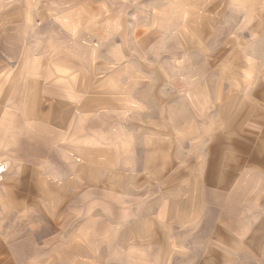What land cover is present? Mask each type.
Instances as JSON below:
<instances>
[{
  "label": "rangeland",
  "instance_id": "1",
  "mask_svg": "<svg viewBox=\"0 0 264 264\" xmlns=\"http://www.w3.org/2000/svg\"><path fill=\"white\" fill-rule=\"evenodd\" d=\"M240 2L0 0L2 115L16 114L9 98H13L17 82H22L25 97L35 93V55L41 56L43 68L56 72L58 96L78 95L85 89L84 82L81 88L60 84L66 76L61 67L71 64L89 68L91 85L96 79L119 80L121 96L135 89L133 93L139 96L135 100L141 104L147 94L168 100L165 120L158 119L159 112H153L150 120L153 146L154 142L162 146V140L167 147L160 158L162 168L145 166L144 138L150 132L144 127L148 122L145 124L142 110L131 109L132 104H125L128 112L120 108L118 129L126 147L134 135L136 151L132 155L133 147L129 146L116 158L115 154L109 156L105 167H95L98 172L85 182L81 173H68L71 167L63 166L71 163L63 151L64 163L57 160L55 167L62 176L33 175L31 162L21 167V161L33 158V146L23 145L22 155L17 157L12 136L0 135V237L29 243L25 248L5 245L7 251L0 259H12L15 255L11 250H35V264H264L257 259L264 256L260 223L264 216L262 209L256 208L262 205V188L255 181V172L246 168L248 176L232 183L235 197L226 211L228 199L215 194L208 170L212 142L208 123L214 121L213 112L206 110L207 105L192 112L178 100L185 96L192 106L187 97L192 89L188 79L198 78L203 71L213 102L216 80L229 77L227 70L224 76L216 65L235 48L246 49L251 55L246 60L239 53L230 54V77L239 79L242 71L238 68L246 67L254 88L255 80L264 81V6ZM11 30L17 31V38H11ZM22 68L30 73H25L24 81H17ZM258 84L264 89V82ZM122 100L120 107L126 103ZM32 104L24 102L17 115ZM28 120L24 119L23 144L35 138V128L26 123ZM62 122H57V127ZM194 127L199 131L195 135ZM153 153L159 160V152ZM70 158L72 162L79 160ZM241 179L245 181L240 183ZM7 191L24 194L17 199L25 206L22 212L1 211L2 193ZM31 191L40 197L34 198ZM231 217L246 230L241 245L235 234L232 242L237 246L224 245L223 226Z\"/></svg>",
  "mask_w": 264,
  "mask_h": 264
},
{
  "label": "crops",
  "instance_id": "2",
  "mask_svg": "<svg viewBox=\"0 0 264 264\" xmlns=\"http://www.w3.org/2000/svg\"><path fill=\"white\" fill-rule=\"evenodd\" d=\"M242 1H246L242 5L264 6V0H241L240 3ZM10 35L11 38H17V31L11 30ZM237 53L241 54V56H246L244 57L246 60L247 56L251 55L246 49L235 48L229 50L223 62L216 65V69L223 70L224 76L225 70H227L229 77H220L216 80V91L213 96V102L210 100L211 94L207 80L205 83V79L202 77L204 75L203 71H201L198 78L188 79V84L192 89H188L187 97L190 98L192 106H190L185 96L178 98V100L182 103L181 107L190 108L192 112L196 113V109L201 111V106L204 105H207L206 110L213 112L214 121L213 123H208L210 126L208 127V131L210 132L209 139L212 141L208 147V166L210 168L208 170L210 181L214 182L213 187L217 189L215 194L222 195L224 199H228L226 211L230 209L228 206L230 204L229 201L235 197L232 191V183H235L242 175H247L244 169L252 168L256 176L255 181L262 188L259 197L262 205L256 208H258V211L261 208V214L264 216V89L258 84L264 81L258 82L255 80L254 85L256 87L254 88L250 82L252 79H247L248 72L245 71L246 67L238 68L242 71L239 79H232L230 77V54L237 55ZM53 66L54 68L56 67L55 64ZM61 68H63L62 73L66 74L62 78L64 82L60 83L63 86H78L81 88L84 82L85 89L81 90L80 94L69 96L56 95L54 88L57 79L56 72L52 69L50 70L49 67L43 68L41 66V56L35 55V69H32V72H35V93L31 92L25 97L21 86L22 82H17L15 84L16 89L13 91V98H9V101L15 104L16 114L9 112L4 116L2 115L3 112L0 111V135L4 136L3 134L7 133L9 138L12 136L10 141L16 144V147H14V150L17 152L16 156L22 155L20 150L23 145L30 144L33 146L31 150L33 158L25 160V162L21 161L22 168L23 166H33V175L38 173L41 176L49 178H57L58 175L62 176V173H56L55 167L57 160L60 165H63L62 159L64 156L61 154L63 151L64 154H69L67 157L71 162H65L66 164L63 166L67 168L71 167L68 173L71 171H73V174L77 172L81 173L82 181L85 182L87 177L93 175L94 171L98 172V170H95V167H105L104 160L109 156L113 158L115 154L116 158L120 150H128L129 146L133 147V155L136 151V138H134V135L133 138H129L126 142V147L125 141L120 140L118 129L120 108L128 112L125 110V104H132L131 109L134 111L142 110L145 124L148 122L144 127V130H149L150 132L148 133L150 136L144 138V150L147 152L145 156L148 159L145 166H159L162 168L163 162L160 158L164 151L167 150V147L162 140H160L162 146L155 142L153 146L150 120L153 117V112H159L160 114L157 113L158 119L165 120L168 102L166 96L143 95V103H147V105H144L139 100H135L139 98V96H135L133 93L135 89H128L121 96L120 89L118 88L120 84L119 80H112V82L106 80L108 82L104 83L106 81L96 79L93 86L89 83V78L91 77L88 75L89 68L87 66L82 65L80 68H75L69 64ZM57 69L60 71L59 67ZM201 69L204 70V66ZM25 73H30V70L22 68L17 81H24ZM109 81L111 85H109ZM262 85L264 86V84ZM46 87L49 88L45 89ZM249 87L252 88L248 89ZM128 88L130 87L128 86ZM1 97L0 95V100L2 101L3 97ZM158 98L159 100H157ZM121 100L126 101V103L120 107ZM24 102L28 104L33 103L32 107L26 106L17 115L18 109ZM4 112L8 111L5 110ZM163 112L165 114H162ZM24 119H29L26 123L31 122L33 128H35V138L27 144H23L22 137L25 129ZM57 122H62V125L57 127ZM160 132L163 133V130L160 129ZM197 133L199 131L194 127L192 134L195 135ZM124 145L127 149L124 148ZM57 151L58 153H56ZM153 151L159 152V160H157V154H154ZM70 156L72 158L76 156L79 160L77 159L78 161L72 162L73 160ZM29 162L31 164H24ZM237 169L239 171L238 174L236 173ZM2 171L3 169L0 165V174ZM68 173H63V176ZM244 181V179H241L240 183ZM33 183H35V180ZM227 183H230V185H227ZM223 190L225 191L221 192ZM32 192L34 193V198L40 197L38 192L35 194L34 191H31L30 194ZM2 197L5 198L4 201H1V211L3 213H10V210H16V212L21 210L22 212L25 209L23 201L19 202L17 200L18 198H24V194H21V191H7L2 193ZM245 198H247V195H245ZM233 214L235 215L236 213ZM251 214L253 213L251 212ZM245 221L252 224L249 222L250 219L246 218ZM237 223L231 217L230 223L223 226L226 232L224 236L225 246H237L235 242H232V234H235L240 239L238 245L242 244L241 239L246 238L245 232L243 234V231L246 230H244L243 226H238ZM260 223L262 232H264V217ZM248 230L249 228H247ZM228 233L230 234V238L227 237ZM14 238L1 239L0 237V257H4L3 254L7 251L4 249L5 245L23 248L29 245L27 242ZM31 242L33 243L32 239ZM10 254L15 256H12V259L8 256L5 259H0V264H35V250H11ZM21 255L26 256L24 257L25 259L21 258ZM257 259L264 261V256L259 255Z\"/></svg>",
  "mask_w": 264,
  "mask_h": 264
},
{
  "label": "bare ground",
  "instance_id": "3",
  "mask_svg": "<svg viewBox=\"0 0 264 264\" xmlns=\"http://www.w3.org/2000/svg\"><path fill=\"white\" fill-rule=\"evenodd\" d=\"M2 168V167H1Z\"/></svg>",
  "mask_w": 264,
  "mask_h": 264
}]
</instances>
